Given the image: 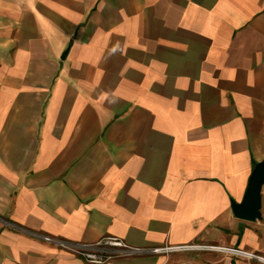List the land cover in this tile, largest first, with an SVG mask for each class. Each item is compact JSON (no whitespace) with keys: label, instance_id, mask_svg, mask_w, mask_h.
<instances>
[{"label":"crops","instance_id":"obj_1","mask_svg":"<svg viewBox=\"0 0 264 264\" xmlns=\"http://www.w3.org/2000/svg\"><path fill=\"white\" fill-rule=\"evenodd\" d=\"M264 159V0H0V218L264 259L235 217ZM217 249L104 264H264ZM0 264H91L0 224Z\"/></svg>","mask_w":264,"mask_h":264},{"label":"built area","instance_id":"obj_2","mask_svg":"<svg viewBox=\"0 0 264 264\" xmlns=\"http://www.w3.org/2000/svg\"><path fill=\"white\" fill-rule=\"evenodd\" d=\"M0 224L12 228L16 231L27 234L33 238L49 243L69 254L82 258L85 262L91 264H104L114 259L133 258L140 256H150L157 254H167L175 251L192 250V249H217L220 251L230 252L248 257H256L251 253L242 251L237 248L209 246V245H162V246H142L134 245L116 236H103L94 242H77L69 241L47 234H40L28 231L0 218ZM258 260L264 261L260 257Z\"/></svg>","mask_w":264,"mask_h":264},{"label":"water","instance_id":"obj_3","mask_svg":"<svg viewBox=\"0 0 264 264\" xmlns=\"http://www.w3.org/2000/svg\"><path fill=\"white\" fill-rule=\"evenodd\" d=\"M263 185L264 159L253 165L241 202L230 201V209L235 217L249 221H254L261 217V189Z\"/></svg>","mask_w":264,"mask_h":264},{"label":"rangeland","instance_id":"obj_4","mask_svg":"<svg viewBox=\"0 0 264 264\" xmlns=\"http://www.w3.org/2000/svg\"><path fill=\"white\" fill-rule=\"evenodd\" d=\"M264 188V187H263Z\"/></svg>","mask_w":264,"mask_h":264}]
</instances>
